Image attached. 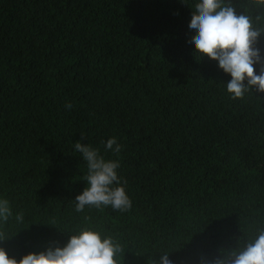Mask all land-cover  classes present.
Segmentation results:
<instances>
[{
    "label": "trees",
    "instance_id": "obj_1",
    "mask_svg": "<svg viewBox=\"0 0 264 264\" xmlns=\"http://www.w3.org/2000/svg\"><path fill=\"white\" fill-rule=\"evenodd\" d=\"M229 2L264 13L255 0ZM193 3L0 0V197L11 209L0 247L10 257L91 225L119 242V264H156L165 251L172 264H201L264 230V92L234 98L230 75L194 54ZM113 136L118 155L104 150ZM78 140L120 161L129 210L75 212L86 183Z\"/></svg>",
    "mask_w": 264,
    "mask_h": 264
},
{
    "label": "clouds",
    "instance_id": "obj_2",
    "mask_svg": "<svg viewBox=\"0 0 264 264\" xmlns=\"http://www.w3.org/2000/svg\"><path fill=\"white\" fill-rule=\"evenodd\" d=\"M255 3L264 7V0H255ZM192 9L188 31L194 54L217 61V66L230 75L226 90L234 98L253 87L264 92V51L258 46L264 36V13L253 16L247 9L237 12L229 0H194ZM65 108L71 109L72 105L67 103ZM103 146L106 152L117 155L122 148L114 136L103 142ZM73 150L86 166L82 177L85 187L74 198L75 212L109 206L121 212L129 210L132 201L125 188L126 181L118 174L120 161L105 158L99 148L82 140L74 143ZM10 215L9 201L0 197V222ZM22 218L17 215L18 221ZM4 238L0 232V240ZM120 252L121 245L113 236L84 225L69 229L63 244L50 242L43 250L28 252L20 259L10 257L0 247V264H119L116 257ZM156 264H172L169 253L160 255ZM201 264H264V230L242 248H219L210 261L202 256Z\"/></svg>",
    "mask_w": 264,
    "mask_h": 264
}]
</instances>
